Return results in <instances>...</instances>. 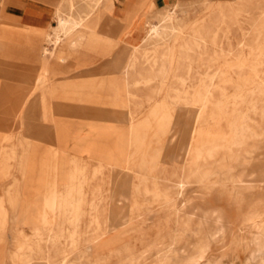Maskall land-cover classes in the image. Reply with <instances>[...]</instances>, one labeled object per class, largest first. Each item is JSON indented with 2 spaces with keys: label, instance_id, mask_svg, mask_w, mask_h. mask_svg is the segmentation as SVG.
<instances>
[{
  "label": "rangeland",
  "instance_id": "rangeland-1",
  "mask_svg": "<svg viewBox=\"0 0 264 264\" xmlns=\"http://www.w3.org/2000/svg\"><path fill=\"white\" fill-rule=\"evenodd\" d=\"M21 1L0 0L1 90L41 98L44 133L96 141L43 144L56 175L13 183L12 167L10 221L30 229L5 230L0 199V264H264V0H140L148 19L130 8L118 30L142 34L116 56L120 39L100 34L113 0H50L38 69L10 15ZM81 50L109 63L86 66ZM17 115L1 146L16 147ZM19 146L23 175L34 152Z\"/></svg>",
  "mask_w": 264,
  "mask_h": 264
},
{
  "label": "crops",
  "instance_id": "crops-1",
  "mask_svg": "<svg viewBox=\"0 0 264 264\" xmlns=\"http://www.w3.org/2000/svg\"><path fill=\"white\" fill-rule=\"evenodd\" d=\"M52 2V3H51ZM53 1L50 0H22L19 4L20 7V13L19 14H11L12 16L18 17L20 20V26L25 28V31H21L23 36L28 39L27 42L30 43V49L29 52H31L30 60H32L33 63H35V67L38 69L40 66V63L38 61H34V51L32 50V42L35 39L36 42H39V44L43 43L44 35L43 30H45V23L47 20H52L55 18V9L49 10L45 8V6H51L54 5ZM147 7L146 4H143L140 2V0H113L111 9L104 15V20H106V17L108 20L113 22L114 29L112 30H100V34L102 37H109V38H117L120 39V41H117V44L113 47V51L111 56H116L117 54L124 52L127 48H129L130 45H136L135 43L138 42L142 31L136 26L131 28L129 31H126L124 34H121V32L118 30L120 26H122L120 23L126 18L127 13L130 8L136 9V19L140 20L142 19H148V15L144 11ZM109 17V18H108ZM55 25H52L54 27ZM30 39V40H29ZM25 47V46H24ZM22 47L21 50L23 51L25 48ZM80 53L81 58L83 60L89 62L86 66H90L96 62L98 59H105L107 63H109L108 57H101L97 53L93 51H84L81 50ZM123 54V53H122ZM113 56V57H114ZM35 57L38 60L37 53L35 51ZM116 58V57H115ZM73 60V61H72ZM115 61V60H114ZM22 62V61H21ZM68 62H73V64L76 63L75 58L69 59ZM113 62V61H112ZM119 61L116 62V66H118ZM120 64V63H119ZM59 65V64H58ZM66 66V65H64ZM85 66V67H86ZM22 69H24L23 66H21ZM66 68V67H65ZM68 68V66H67ZM118 68V67H117ZM52 71L59 70V68L51 65ZM27 70V68H26ZM23 71L21 70V73ZM1 90V88H0ZM7 87H3V89L0 92V105L3 102V105L0 106V129L3 130V133L9 134L10 127H12L11 122V116H13L14 111L19 110L20 117V125L22 127V135L20 136L16 147H12L11 144H4V146L0 145V199H3V205L5 208V211L8 215L6 225L4 227L5 230L8 228H14V229H22L23 231L25 229H30L28 225H24L22 223H19V225L12 223L10 215V205L7 201V198L9 197V194L12 193V190L8 188V184L13 181L12 180V167L14 166V172L17 171L18 174H15V178L13 183L17 181H26L29 176L36 177L39 176V174L42 176L44 174H58L60 166L57 163H45L44 158L38 156V152H40L42 149H44L45 146L43 144H47V149H66L68 151H76L82 149L84 146L87 147L88 143L95 142V136L92 134H89L87 132H84V135H80L76 132L69 133L68 136L63 135L66 140L60 139V136L58 135L56 128L54 127V123L51 124V128L48 132L44 133L43 127L44 123L39 120V118L43 117L42 111L40 109V101L41 98L35 97L34 99H31V103L27 106L24 105V102L27 103L26 95L24 96L23 92L21 91L18 95H14L12 97V100H9V94ZM58 96V95H57ZM56 96V97H57ZM1 97H3L1 99ZM56 97H52V102L57 101ZM11 101V102H9ZM12 104H9V103ZM23 103V105H22ZM4 109V110H3ZM53 119H59L60 115L56 113L55 111L52 112L50 115ZM123 117H128V114L122 115ZM25 118L30 119H36V120H30L29 122ZM133 123V122H132ZM24 129V130H23ZM85 129V128H84ZM122 130H124L122 128ZM9 138V135L6 137ZM27 140L29 142L30 148L28 151H32V156L27 157L25 165L24 174L19 170V154L21 151V148L19 146V141L21 140ZM96 144V143H94ZM4 150V151H3ZM16 153L17 157H15L14 162L12 160V152ZM48 166V169H45L44 167ZM41 171V173H40ZM24 176V177H22ZM24 178V179H23ZM3 182V184H1ZM11 185V184H10ZM20 199H26L28 198V193L25 189L20 192ZM12 223L13 226L9 225V223ZM8 224V225H7ZM4 247V245L2 244ZM5 250V248H4Z\"/></svg>",
  "mask_w": 264,
  "mask_h": 264
},
{
  "label": "bare ground",
  "instance_id": "bare-ground-1",
  "mask_svg": "<svg viewBox=\"0 0 264 264\" xmlns=\"http://www.w3.org/2000/svg\"><path fill=\"white\" fill-rule=\"evenodd\" d=\"M59 26L61 27V28H63V27H65L66 26V21H64V20H59ZM60 29V28H59ZM47 53V52H46ZM189 132V131H188ZM183 135V134H182ZM130 143V142H129ZM155 147V146H154ZM119 169V168H118ZM116 170V169H115ZM122 170V169H121ZM120 177V176H119ZM63 192H64V190H63ZM78 203V202H77ZM47 209V208H46ZM48 211V210H47ZM49 212V211H48ZM51 216V215H50ZM72 216V215H71ZM54 218V217H53ZM58 218V217H57ZM56 218V219H57ZM56 229V228H55ZM55 232V231H54ZM54 234V233H53ZM71 241V240H70ZM62 251V250H61ZM63 252V251H62ZM53 253H54V251H53ZM59 253V252H58ZM55 255H56V253H55ZM67 255V254H66ZM53 259V258H52Z\"/></svg>",
  "mask_w": 264,
  "mask_h": 264
}]
</instances>
